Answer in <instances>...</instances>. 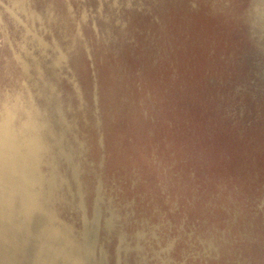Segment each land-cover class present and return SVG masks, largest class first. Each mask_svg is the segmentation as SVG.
Listing matches in <instances>:
<instances>
[{"label":"rangeland","instance_id":"374dc122","mask_svg":"<svg viewBox=\"0 0 264 264\" xmlns=\"http://www.w3.org/2000/svg\"><path fill=\"white\" fill-rule=\"evenodd\" d=\"M23 164L106 264H264V0H0Z\"/></svg>","mask_w":264,"mask_h":264},{"label":"water","instance_id":"95a60500","mask_svg":"<svg viewBox=\"0 0 264 264\" xmlns=\"http://www.w3.org/2000/svg\"><path fill=\"white\" fill-rule=\"evenodd\" d=\"M35 168L27 171L24 164L12 166L4 179L0 167V232L3 237L6 234L0 264H106L95 252L92 230L82 233L79 242L73 229L58 220L52 181L46 183L34 173ZM43 196L50 202L43 204ZM7 234L12 244L7 243ZM7 247L17 255L6 258Z\"/></svg>","mask_w":264,"mask_h":264},{"label":"bare ground","instance_id":"6f19581e","mask_svg":"<svg viewBox=\"0 0 264 264\" xmlns=\"http://www.w3.org/2000/svg\"><path fill=\"white\" fill-rule=\"evenodd\" d=\"M24 108V107H23ZM27 115V114H26ZM27 119V118H26ZM25 119V120H26ZM28 120V119H27ZM26 122V121H25ZM7 124V123H6ZM24 124V123H23ZM9 126V125H8ZM26 126V125H25ZM25 129V128H24ZM26 130V129H25ZM32 130V129H31ZM54 130V129H53ZM51 131V130H50ZM51 132H53V131H51ZM61 133V132H60ZM51 134V133H50ZM55 134V133H54ZM26 135V134H25ZM58 135V134H57ZM56 136V135H55ZM63 136V135H62ZM18 137V136H17ZM60 137V136H59ZM22 140V139H21ZM32 141H34V138L32 139ZM25 142V141H24ZM24 142H23V144H24ZM37 142V141H36ZM49 142V141H48ZM61 142V141H60ZM62 142H63V140H62ZM61 142V143H62ZM55 143V142H54ZM56 143H57V141H56ZM59 143V142H58ZM38 144V143H37ZM36 144V145H37ZM21 145V144H20ZM29 145V144H28ZM24 146V145H23ZM25 147H27L26 146V144H25ZM37 147V146H36ZM53 147V146H52ZM21 148H23V147H21ZM21 148L19 149V150H21ZM29 148H30V145H29ZM24 149V148H23ZM16 150V149H15ZM32 150V149H31ZM36 150V149H35ZM33 151H34V149H33ZM64 151V150H63ZM11 152V151H10ZM32 152V151H31ZM8 153V152H7ZM16 153H17V151H16ZM24 153V152H23ZM28 152H26L25 154H27ZM13 154H14V152H13ZM13 154H11V155H13ZM4 155V154H3ZM6 156V155H5ZM23 156H25V155H23ZM29 156V155H28ZM68 156V155H67ZM66 157V156H65ZM5 158V157H4ZM24 158V157H23ZM26 158V157H25ZM10 159V158H9ZM13 159V158H12ZM28 159H30V157L28 158ZM8 160V159H7ZM11 160V159H10ZM9 160V161H10ZM22 160V159H21ZM36 160V159H35ZM30 161H32V160H30ZM1 162H2V160H1ZM12 162V161H11ZM17 162V161H16ZM33 162V161H32ZM37 162V161H36ZM17 164V163H16ZM37 164V163H36ZM6 165V164H5ZM18 165V164H17ZM17 165H15V166H17ZM28 165V164H27ZM26 165V166H27ZM14 166V165H13ZM21 167V166H20ZM4 168V167H3ZM25 168H27V167H25ZM31 168V167H30ZM5 170H6V168H5ZM36 172V171H35ZM4 175V174H3ZM39 176V175H38ZM5 177V176H4ZM28 178V180H29V183L30 182H32V180H33V177H32V175H30V176H28L27 177ZM0 190H1V188H0ZM11 196V195H10ZM44 198V197H43ZM45 199V198H44ZM45 200H47V199H45ZM87 226V225H86ZM87 228V227H86ZM1 230V229H0ZM85 231H86V229H85ZM5 232V231H4ZM89 233V232H88ZM2 234V232H0V246L2 247L4 244H6L5 242H6V240H5V235H4V237H3V235H1ZM76 240V239H75ZM9 241H10V235L9 234H7V243H9ZM9 244H12L11 242L9 243ZM11 249H9V247H7V250H5L6 252H5V257L6 258H13L15 255H17L15 252H12V251H10ZM27 252H25L24 254H26ZM50 257V256H49ZM48 257V258H49ZM7 262V263H6ZM4 264H13L11 261H6Z\"/></svg>","mask_w":264,"mask_h":264}]
</instances>
